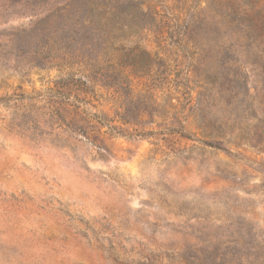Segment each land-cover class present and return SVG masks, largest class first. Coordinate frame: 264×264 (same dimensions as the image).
I'll return each instance as SVG.
<instances>
[{
	"label": "rangeland",
	"instance_id": "obj_1",
	"mask_svg": "<svg viewBox=\"0 0 264 264\" xmlns=\"http://www.w3.org/2000/svg\"><path fill=\"white\" fill-rule=\"evenodd\" d=\"M0 264H264V0H0Z\"/></svg>",
	"mask_w": 264,
	"mask_h": 264
}]
</instances>
